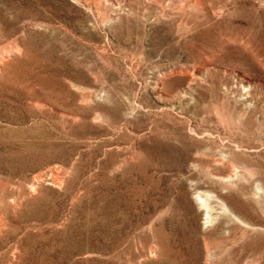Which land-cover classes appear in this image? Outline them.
Segmentation results:
<instances>
[{"label": "rangeland", "instance_id": "obj_1", "mask_svg": "<svg viewBox=\"0 0 264 264\" xmlns=\"http://www.w3.org/2000/svg\"><path fill=\"white\" fill-rule=\"evenodd\" d=\"M116 1L0 0V264H264V0Z\"/></svg>", "mask_w": 264, "mask_h": 264}, {"label": "bare ground", "instance_id": "obj_2", "mask_svg": "<svg viewBox=\"0 0 264 264\" xmlns=\"http://www.w3.org/2000/svg\"><path fill=\"white\" fill-rule=\"evenodd\" d=\"M132 0H117L116 3H125L126 5H131L130 2ZM137 2H140L141 0H136ZM146 2H154V3H161L162 0H144ZM187 4L185 2L184 5H181L179 8H178V13L179 15H181L182 17L184 16H188L189 14L192 15L194 12V8L193 7H189L187 8L186 7ZM188 14V15H186ZM183 17V18H184ZM226 152V151H225ZM196 161V162H195ZM195 161L191 164L192 167L194 169H197L199 170V172L203 171L204 167L201 166L199 163H198V160L197 158H195ZM220 164H230L232 169L237 167L236 163H235V160H234V157H233V153L232 152H226V153H219L217 154V157L213 158V165L217 166V165H220ZM212 165V166H213ZM202 168V169H201ZM206 171V175L207 176H210L212 178H217L218 181H220L221 185H225V184H231L232 182L230 180H228L227 177L225 176H221V175H218L215 171H214V168L212 167H208L207 169H204ZM262 190V188H261ZM201 194H198V197L199 198V206L201 207V209H204L207 211V222H213L214 220H217L218 218L220 217H227L228 219H230L231 221H233L234 223H238L242 226H244L245 228H249L251 227L252 225L256 226V225H259V223H250V224H247L246 221H244L241 217H239L238 215H233L231 213V207H229L227 204H226V198L227 195L225 194L226 192H222V191H218V192H211V191H208V190H201ZM256 193L258 194L259 192L256 191ZM255 195V194H254ZM264 196V190H262L261 192V195L259 196V198H262ZM209 200L216 203V206H218L221 210L218 211L216 208H214L213 206H210V203H209ZM234 201H236L237 203H239L240 201L238 199H234ZM241 203V202H240ZM242 207L244 208V210L246 211V207L242 204ZM217 210V211H215ZM254 230V240H259V239H263L264 237V234L262 232H260L259 229L257 228H250V231ZM226 233H221V235H224ZM251 234H253L251 232ZM228 236V234H226Z\"/></svg>", "mask_w": 264, "mask_h": 264}]
</instances>
